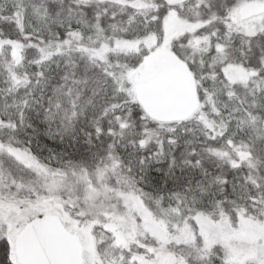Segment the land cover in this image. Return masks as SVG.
<instances>
[{
  "label": "snow or ice",
  "instance_id": "snow-or-ice-1",
  "mask_svg": "<svg viewBox=\"0 0 264 264\" xmlns=\"http://www.w3.org/2000/svg\"><path fill=\"white\" fill-rule=\"evenodd\" d=\"M0 264H264V0H0Z\"/></svg>",
  "mask_w": 264,
  "mask_h": 264
}]
</instances>
